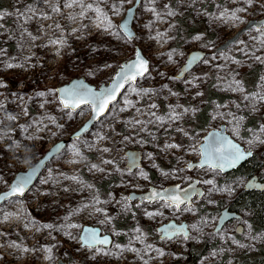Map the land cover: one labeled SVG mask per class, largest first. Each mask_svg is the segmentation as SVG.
<instances>
[{
  "label": "rangeland",
  "instance_id": "obj_1",
  "mask_svg": "<svg viewBox=\"0 0 264 264\" xmlns=\"http://www.w3.org/2000/svg\"><path fill=\"white\" fill-rule=\"evenodd\" d=\"M2 1L0 154L9 151L0 191L90 117L89 106L62 108L56 87L80 77L108 83L136 48L149 71L46 163L23 197L0 206V264H259L264 230L255 231L262 225L244 186L264 175L261 165L222 174L198 163L204 136L221 127L243 151L264 153V0H140L132 39L119 22L135 0H84L104 20L68 0ZM194 52L204 57L182 75ZM128 151L140 153V167L130 170ZM194 181L203 195L190 205L143 197ZM223 209L239 217L215 231ZM171 223L187 235L162 238ZM84 226L109 244L83 246Z\"/></svg>",
  "mask_w": 264,
  "mask_h": 264
},
{
  "label": "water",
  "instance_id": "obj_2",
  "mask_svg": "<svg viewBox=\"0 0 264 264\" xmlns=\"http://www.w3.org/2000/svg\"><path fill=\"white\" fill-rule=\"evenodd\" d=\"M140 3V0H135L134 5L128 7L126 10L123 18L119 22V29L121 32L129 39H132L135 37V31L132 28V22L133 18L135 16V11ZM121 25H126V27H121ZM264 25V20L257 23V26ZM137 53L140 54V57L142 60L146 61L147 63V70L144 72L143 75L137 76L135 80L132 81H124L122 84V87L117 89L115 99L109 102L106 106V109L103 111V113H97L95 109V105H93L90 102H85L82 101L77 107H65L64 104L61 103V100L64 99L63 92L65 89H91L92 93L99 94L101 92H104L108 89H111L114 86V83L118 77V75L122 72V69L124 66L128 64L135 63L137 60ZM204 57V54L202 52H194L189 55V58L187 60L186 65L182 68V75L191 70L193 67H195L199 61ZM149 62L148 60L143 57L141 51L139 48H136L134 57L128 61H124L121 63L120 67L117 68L116 72L114 73L112 79L108 83H101L98 87L95 85H92L88 83L84 78H73L69 82L64 83L58 87H56V95L57 99L61 105L62 108L75 112L78 111L80 108L83 107H90V117L78 128L76 129L68 138L63 139L59 142H57L50 150L44 154L41 159L36 163V165L33 168H29L27 172H17L13 178L12 181L9 185L8 190L2 191L0 193V196H4L10 193L11 191V186L15 184L20 176H26L29 174H32V180L29 182L27 187L25 188V191L27 188L33 185L35 180L38 178V176L41 174V171L43 170L44 166L46 163L48 164L52 158L55 157L56 154H58L60 151H62L66 145L71 142L72 140L79 139L81 138L85 133H87L92 126L97 123L101 118H103L109 111L110 107L119 99L120 95L122 92L125 90L127 86H129L132 83H135L137 79L143 77L148 71H149ZM87 95V93H85ZM263 120H264V113H263ZM235 146V149H238V155L239 159L235 160V163H232L233 156L230 155V153H234L235 149H233L232 146ZM204 149H207V153H204ZM253 152H245L243 151L242 147L237 144L226 132L225 128L221 127L220 130H210L206 136H204V143L201 145V158L198 163V166L202 165L201 168L204 167H211L212 169H219L222 174H227L230 172H233L234 170L238 169L242 164L247 162L249 159L252 158ZM127 156L129 157L128 160V167L130 170H133L135 168L140 167V160H141V155L138 151H128ZM205 159H207L208 163H204ZM246 189H255L256 191H264V182H259L257 181V178L255 176L250 177V179L247 182ZM24 191V192H25ZM152 192L156 193H161L164 195V199H161L159 197H150V195H144L143 197L145 198L146 201L150 202H155V201H166L170 203L171 206H175L176 208H179L183 205H190L191 201L197 197L201 198L203 195V190L201 187L198 186V181H194L193 183L189 184V186L180 188L179 185H173V186H168L164 190H159V189H152ZM173 192L176 193V195H179L181 199L183 200L182 203L179 204L177 207L175 202H170L167 197L169 195H173ZM184 193H188V196L185 197ZM15 197V196H9V198ZM20 197V196H18ZM133 198V196H132ZM6 201V200H4ZM4 201H0V204H2ZM239 216L233 211H228V209H223L220 212V216L217 221V225L215 227V231L217 229L221 228L223 224L226 222L232 220V219H237ZM175 224L171 223L170 227H162L159 230L165 231L162 238L167 237L169 239H173L175 236H178L180 234L187 235V233L184 231V226L179 227L176 226L174 227ZM171 227L174 228L171 229ZM240 228H238V231L240 232ZM92 235V236H90ZM82 239H83V246L90 247H96L99 245H108L110 242V237L109 235H101V230L96 228V227H90V226H85L83 227V232H82ZM107 240V244L99 243L98 241L101 240Z\"/></svg>",
  "mask_w": 264,
  "mask_h": 264
},
{
  "label": "snow or ice",
  "instance_id": "obj_3",
  "mask_svg": "<svg viewBox=\"0 0 264 264\" xmlns=\"http://www.w3.org/2000/svg\"><path fill=\"white\" fill-rule=\"evenodd\" d=\"M123 2V0H122ZM130 2V0H129ZM247 2L250 4L251 0H247ZM79 4L83 10L92 9L93 11L100 14L101 20H104L105 17L101 13V10L99 7H96L93 9V5L91 3L85 4L84 0H68V2L64 5L67 8H72L73 5ZM53 11H59V8H53ZM238 11H243V9H239ZM83 14V12L81 13ZM171 14V13H170ZM2 18V17H0ZM59 27V25H57ZM121 27H126V25H121ZM56 43V42H54ZM257 59H260L257 57ZM147 70V63L146 61L142 60L140 57V54L137 53V60L135 63L128 64L123 67L122 72L118 75L114 86L111 89H108L104 92H101L99 94L92 93L91 89L83 90V89H65L63 92L64 99L61 100V103L64 104V106L67 107H77L82 101L90 102L93 105H95V111L99 113H103V111L106 109V106L109 102L115 99V95L117 92V89L122 87V84L124 81H132L135 80L137 76H141L144 74V72ZM87 93V95H85ZM42 95V94H41ZM261 99H264V97H261ZM151 107H156V105H151ZM175 147V146H172ZM233 149H235V146H232ZM106 150V149H105ZM207 149H204V153H207ZM239 150L235 149L234 153H230V155L233 156L232 163H235L236 159H239L238 155ZM106 163H111V161H106ZM204 163H208L207 159H205ZM201 167L203 166L200 165ZM93 167H95L93 165ZM32 180V174L26 175V176H20L15 184L11 186V191L9 194L0 196V201L7 200L9 196H22L24 194L25 188L29 184V182ZM210 183V181H209ZM154 196H157L161 199H164V195L161 193H153ZM185 197L188 196V193H184ZM167 199L170 202H175L177 207L180 203L183 202L181 197L179 195H169ZM99 243L107 244L108 241L101 240L98 241ZM91 247V245H89ZM23 251H29V249H23Z\"/></svg>",
  "mask_w": 264,
  "mask_h": 264
},
{
  "label": "trees",
  "instance_id": "obj_4",
  "mask_svg": "<svg viewBox=\"0 0 264 264\" xmlns=\"http://www.w3.org/2000/svg\"><path fill=\"white\" fill-rule=\"evenodd\" d=\"M0 1L2 2V4H0V9H2L3 6H1V5H3V1L2 0H0ZM213 97H215V95H213V92L209 91L207 93V101L209 102V101L213 100V99H211ZM205 124H206V119L204 118V120L201 123L202 127H204ZM248 125L251 126V121L249 122ZM253 161L259 163L261 165V169L264 170V153L263 152H261L260 155H258V156L253 155L252 158L249 159L247 162L250 164ZM247 162H245L241 167H243ZM235 171H237V170H235ZM235 171L232 173H235ZM228 174H230V173H228ZM253 174H255V175L258 174L261 178H264V175H260L259 172H256ZM249 195L250 196L247 198V200H248L247 205H249V207L253 210L254 220L262 225L258 228H255V231L264 230V192L253 191V192H250ZM258 256L261 257L260 259H262V260L257 259L256 261L259 260L260 261L259 264H264V246L260 247V250L258 251ZM244 261L248 262V259L246 258L245 260H243L241 262H244ZM254 264H256V263H254Z\"/></svg>",
  "mask_w": 264,
  "mask_h": 264
},
{
  "label": "flooded vegetation",
  "instance_id": "obj_5",
  "mask_svg": "<svg viewBox=\"0 0 264 264\" xmlns=\"http://www.w3.org/2000/svg\"><path fill=\"white\" fill-rule=\"evenodd\" d=\"M4 68V66H0V72H1V70ZM0 78H2L3 80H4V82H7V81H5L6 79H7V77L4 75V73H2L1 74V76H0ZM1 79V80H2ZM9 103L10 102V99H3V103L5 104V103ZM263 116V115H262ZM22 125H23V123H22ZM8 152L9 151V148H7V149H5L4 150V152ZM4 152L2 153V154H0V166H1V168H0V170H1V173H2V176H5L7 173L6 172H8V168H5V166H4V162H6V163H8V160L6 159V156L7 155H4ZM29 168L30 167H28L25 171H23L22 170V172H27L28 170H29ZM44 171V170H43ZM42 171V172H43ZM41 172V173H42ZM41 175V174H40ZM253 176H255L256 178H257V181H259V182H264V178H261L260 176H258V175H252V176H250V177H253ZM250 177H249V179H250ZM248 179V180H249ZM37 180V179H36ZM35 180V181H36ZM11 181H12V178H10V180H9V182H8V184H7V188L6 189H4V190H2V191H5V190H7L8 188H9V185H10V183H11ZM248 182V181H247ZM36 183V182H35ZM34 183V184H35ZM33 184V185H34ZM246 186H247V183L245 184V186H244V189L247 191V190H252V191H255V192H264V191H256L255 189H246ZM33 187V186H32ZM8 200H10V199H8ZM8 200H6V201H4L2 204H0V206L1 205H3L5 202H7ZM241 231V230H240ZM33 251H31L30 253H29V255L30 256H33L35 253H37V252H35V253H32ZM39 252V251H38Z\"/></svg>",
  "mask_w": 264,
  "mask_h": 264
},
{
  "label": "bare ground",
  "instance_id": "obj_6",
  "mask_svg": "<svg viewBox=\"0 0 264 264\" xmlns=\"http://www.w3.org/2000/svg\"><path fill=\"white\" fill-rule=\"evenodd\" d=\"M59 154H60V152H59L58 154H56L55 156H57V155H59ZM39 176H40V175H39ZM39 176H38V177H39ZM37 179H38V178H37ZM31 187H32V186H30L29 188H27L26 191L24 192V194H23L22 196H20V197L17 196V197H18V198L23 197ZM1 192H2V191H0V193H1ZM11 198H12V197H11ZM11 198H9V199H11Z\"/></svg>",
  "mask_w": 264,
  "mask_h": 264
},
{
  "label": "built area",
  "instance_id": "obj_7",
  "mask_svg": "<svg viewBox=\"0 0 264 264\" xmlns=\"http://www.w3.org/2000/svg\"><path fill=\"white\" fill-rule=\"evenodd\" d=\"M0 168H1V166H0ZM2 170V169H1ZM12 177V176H11ZM97 228V227H96ZM164 233V232H163ZM164 238H166V237H164ZM82 245H83V241H82Z\"/></svg>",
  "mask_w": 264,
  "mask_h": 264
},
{
  "label": "clouds",
  "instance_id": "obj_8",
  "mask_svg": "<svg viewBox=\"0 0 264 264\" xmlns=\"http://www.w3.org/2000/svg\"><path fill=\"white\" fill-rule=\"evenodd\" d=\"M20 172H21V170H20ZM15 173H17V172H15ZM15 173H14V174H15ZM14 174H13L12 176H14Z\"/></svg>",
  "mask_w": 264,
  "mask_h": 264
}]
</instances>
